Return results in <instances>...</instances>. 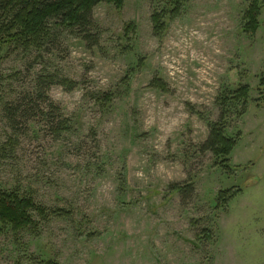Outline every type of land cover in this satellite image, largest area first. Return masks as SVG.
<instances>
[{
	"label": "rangeland",
	"instance_id": "obj_1",
	"mask_svg": "<svg viewBox=\"0 0 264 264\" xmlns=\"http://www.w3.org/2000/svg\"><path fill=\"white\" fill-rule=\"evenodd\" d=\"M249 3L191 0L161 39L152 15L166 0L102 3L97 47L55 31L40 50L0 48V188L72 214L22 233L21 248L11 231L0 235V264H264V9L252 38L241 28ZM50 79L56 115L12 120L9 107ZM245 85L247 113L227 129L242 136L237 171L227 174L202 145L225 92ZM190 184L185 200L170 193ZM238 187L217 209L219 192Z\"/></svg>",
	"mask_w": 264,
	"mask_h": 264
},
{
	"label": "trees",
	"instance_id": "obj_2",
	"mask_svg": "<svg viewBox=\"0 0 264 264\" xmlns=\"http://www.w3.org/2000/svg\"><path fill=\"white\" fill-rule=\"evenodd\" d=\"M191 0H166V6L156 10L152 15V24L155 37L161 39L171 22L175 21L182 13L186 4ZM126 0H0V48L13 46L15 50H23L30 53L33 50L43 49L54 36V32H68L80 38L85 45L92 49L100 43L101 34L94 21V9L107 3L122 9ZM264 9V0H250L248 8L243 12L241 28L250 37H255L261 28L260 17ZM127 32H135V24L126 28ZM141 65L143 62L141 60ZM51 80V79H50ZM43 80L39 84L38 96L28 97L9 107L12 120L22 118L26 120L37 115L50 116V110H54L53 103L47 97V91L53 84ZM64 84L73 87L72 82L64 81ZM156 87L163 88L158 81ZM259 99L256 102L264 103V74L261 76L258 86ZM252 88L240 86L235 90H228L220 100L221 117L218 122L210 123L209 138L202 145L203 152H210L214 157V167L224 173L236 172L232 167V155L241 142L242 136H229L227 129L229 119L233 113L237 118H243L248 110L251 100ZM47 106L46 112L42 106ZM240 106V107H238ZM59 125V124H58ZM171 194H182L184 200L194 193L192 184L187 186H171ZM243 189L230 188L221 190L217 197V209L228 207L239 196ZM38 217V221L34 218ZM71 212L63 209H49L36 203L34 197L24 193L19 188L10 191L0 188V235L11 231L17 237L18 247H23L18 237L22 233L36 235L39 233L41 223H50L54 219H67ZM207 239H211L210 231L205 233ZM21 258V259H20ZM16 264H23L22 260L35 262L29 256L20 257ZM43 264H58L56 261H36Z\"/></svg>",
	"mask_w": 264,
	"mask_h": 264
}]
</instances>
